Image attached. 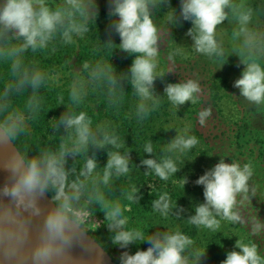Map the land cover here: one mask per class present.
<instances>
[{"label":"clouds","instance_id":"obj_1","mask_svg":"<svg viewBox=\"0 0 264 264\" xmlns=\"http://www.w3.org/2000/svg\"><path fill=\"white\" fill-rule=\"evenodd\" d=\"M168 2L110 0L109 15L116 18L111 27L120 38V43L115 47L134 56L129 68V82L140 98L137 106L140 120L159 106L161 97L155 92L157 78L162 79L174 71L170 67L167 72H157L163 34L154 22L152 9ZM180 4V17L192 25L186 33L193 41L192 47L208 57L224 56V49L217 40V28L228 19V10L232 12L239 25V31L234 35L243 36L242 46L247 50V55L241 58L243 71L233 86L240 90V96L249 104L258 108L264 106V33L249 27L253 10L233 0H180ZM89 9L94 11L89 12ZM89 15H98L95 0H65L63 5L55 8L49 6L46 0H0V38L9 33H13L17 39L22 38L23 43L7 46L9 55L19 57L20 53L28 49L33 52L46 49L57 32H60L65 43H73L74 35L81 36L88 31L86 21ZM78 16L83 19L78 20ZM166 21L174 26L180 23L175 9H170L166 14ZM108 43L112 46L111 40ZM169 60H172L171 56ZM19 65L20 60L15 59L13 68ZM88 67L85 63L84 68ZM42 81L43 75L37 71L30 79L25 75L21 86L26 83L35 90L41 86ZM110 81L115 85L116 77L110 76ZM10 88L11 85L6 93ZM202 93L203 89L195 79L168 83L164 88V97L174 105L176 111L186 102L196 104ZM71 97L74 101L79 99L75 88ZM149 101L151 106L147 103ZM212 114L210 107L203 108L198 113L199 125L204 126ZM59 124L74 130L75 137L70 147L61 143L57 151L44 150L32 156L13 152L4 164L10 173V182L0 187V196L8 197L11 203L0 206V250L8 259L15 260L16 264H27L29 260L32 264H56L58 259L66 256L73 240L88 229L87 225L92 224L94 212L88 206L98 203L104 211L109 231L114 233L111 238L114 245L122 249L137 242L143 244L147 241L150 245L146 250H137L135 254L122 252L120 264H200L206 249L191 252L194 244L191 237L179 230L157 231L145 236L139 230L129 229L121 203L106 200L99 191V183L107 186L113 176L119 178L130 172L131 155L129 152L122 154L118 150L123 147L118 137L105 133L102 139H97L93 135L92 120L83 111L73 115L62 114ZM24 129L25 123L21 116L15 113L5 115L0 120V142L15 141ZM188 132L187 128L183 133L177 131V135L167 142L159 159H142L141 164L148 169L144 174H155L163 181L176 176L184 160L178 163L169 153H186L199 143L197 137ZM89 144L98 149L112 145L117 150L107 152L108 159L102 175L97 173L98 160L92 155L85 160L79 176L69 181L67 157L85 152ZM144 153L149 156L154 154L152 140L145 144ZM252 176L251 164L226 163L224 158H220L217 164L196 180L197 185L203 186L204 202L194 206L195 214L188 217L187 222L213 231L220 227L221 219L232 224L250 223L252 235L259 236L264 231V221L258 216L246 221L240 207L244 201L251 203L252 197L256 196V188L250 183ZM89 179L93 186L92 192L87 194V199L82 203ZM180 180L184 189L188 179L184 177ZM49 191L55 207L44 216L34 246L25 250L24 245L30 234V218L41 215L38 197ZM138 191L134 190L128 199L138 203L141 198L136 195ZM152 208L165 217L173 209H178L177 218L184 211L176 203L172 204L167 193L153 200ZM234 249L238 251L227 252L221 264H264V255H261L257 243L245 244L237 239Z\"/></svg>","mask_w":264,"mask_h":264},{"label":"trees","instance_id":"obj_2","mask_svg":"<svg viewBox=\"0 0 264 264\" xmlns=\"http://www.w3.org/2000/svg\"><path fill=\"white\" fill-rule=\"evenodd\" d=\"M64 2L65 0H46V3L53 8L63 5ZM233 2L251 8L253 18L249 27L264 33V0H233ZM95 4L98 7V15L88 16L86 21L88 31L81 36L74 35L73 43H65L60 32H57L46 49H38L35 52L28 49L20 53L19 57H15L8 54L7 46L23 43V39H17L13 33L0 38V120L9 113H15L23 118L24 132L12 141L17 150L32 156L44 150L57 151L61 143L70 147L75 137L74 130H68L60 125L59 118L64 113L73 115L83 111L92 120L93 135L97 139H102L105 133L114 135L123 144L118 150L122 154L129 152L131 155L130 172L126 176L119 178L113 176L107 186L99 183V191L106 200L121 203L129 229L139 230L145 236L157 231L179 230L193 239L191 252L206 249V255L200 264H221L227 252L238 251L234 249L237 239L245 244L252 242L258 244L259 240L249 235L250 233L241 228L240 224L225 223L228 234H221V226L216 231L209 232L207 228L188 223L187 218L194 215V206L191 204L190 207L186 193L179 186L182 184V180L178 177L180 173L182 174L181 170L167 181L160 180L155 174H144L148 169L141 164V160L159 159L162 150L167 147L169 134L165 130V124L168 122L166 119L169 117L170 101L160 91L162 94L159 106L150 111L145 119L138 118L137 106L140 98L129 82L131 78L129 68L134 56L121 52L115 47L120 43V38L111 27L116 18L109 15L110 3L95 0ZM180 7V0H169L168 3L153 8L154 22L157 23L162 17V12L167 8L175 9L176 14L180 16ZM88 11L92 12L94 9ZM228 11V19L217 28V40L224 49V56L208 57L197 52V67L208 69L203 71L204 73L209 71L214 74L211 73V78L201 82L204 95L186 112L191 119H194L193 116H198L201 109L207 107L212 109V116L215 115L219 120L209 130L208 135L199 131H194L193 134L204 144V152L210 158L211 167L217 164L220 158H224L226 163L251 164L253 176L250 183L256 188V196L252 197L251 203L246 201V206L251 205V212L256 211L255 213L260 216L264 215V106L258 108L249 104L233 86L231 73L240 66L238 62L232 65L228 62V58L231 49L243 48V36L234 35L239 31V25L232 12ZM77 19L83 18L78 16ZM180 20L181 27L188 31L192 26L191 22L184 21L182 17ZM110 40L112 46H109ZM236 40L240 45H237ZM244 50V55H247V50ZM15 59L20 60V65L16 69L13 68ZM85 63L89 65L87 69L84 68ZM174 63L177 61L174 60ZM37 71L43 75V81L38 89L34 90L26 83L21 86V80L25 75L30 79ZM59 74L61 77L56 79ZM110 76L116 77L115 85L111 83ZM167 79L171 83L183 81L173 80L171 75ZM9 85L11 88L6 93ZM73 88L79 93V99L75 101L71 97ZM226 91L234 92L233 97L237 96L236 106L239 107L240 116L234 121L225 117L223 119L222 116L220 103ZM201 103L204 104L203 107ZM151 140L154 154L149 156L144 153V146ZM115 150L117 149L112 145L98 149L89 144L85 152L76 156L69 155L66 164L69 181L79 176L85 160L92 155L98 160L96 171L102 175L108 159L107 152ZM95 175L96 173L93 174ZM92 188L89 179L86 182V194L82 197V203L87 199V194L92 192ZM137 189L139 191L136 195L141 198L135 203L129 200L128 196ZM46 193L51 199L52 193L50 191ZM163 193L169 195L173 205L176 203L184 209L179 213V218H177L178 209H173L168 217L153 210L152 201ZM88 207L100 218L101 225L93 233L87 232L116 264H120L122 252L135 254L137 250H146L150 246L147 241L143 244L138 242L130 244L126 249L114 245L111 239L114 233L107 227L101 206L92 203ZM231 228L233 232L239 231L242 234L229 235ZM204 234L208 237L200 236Z\"/></svg>","mask_w":264,"mask_h":264},{"label":"rangeland","instance_id":"obj_3","mask_svg":"<svg viewBox=\"0 0 264 264\" xmlns=\"http://www.w3.org/2000/svg\"><path fill=\"white\" fill-rule=\"evenodd\" d=\"M108 3H110V0H104ZM170 11L169 8L165 9L162 12V17L159 18L157 21V25L161 28V32L163 34V39L160 41V56L158 57V68L157 72H167V70L171 67L174 68V71L167 73L162 79L157 78L155 81V92L161 96L163 92L164 94V88L166 84L171 83L168 82L167 77L170 75L172 76L173 80L181 81V80H187V79H195L198 80L200 85L201 82H203L205 79L211 78V75L214 73H204L203 71L208 70L203 67V69H200L197 67V52L192 47L193 41L191 37L187 36V30L183 29L180 25V23L176 26H174L171 23H168L166 21V14ZM177 20H180V16L176 14ZM182 29H181V28ZM237 45H240L238 41L236 40ZM231 53H229L228 62L234 65L235 63H239L240 68L234 69L231 73L233 82L238 79L241 75V72L243 71L244 65L241 63V58L245 54V50L243 48H237L231 49ZM169 56L172 57V60H169ZM230 59V60H229ZM174 60L177 61V63H174ZM61 75L59 74L56 79H59ZM234 84V83H233ZM202 88V86H201ZM235 88V87H234ZM235 90L240 94V90L238 88H235ZM204 93H202L201 97H203ZM232 95H235L234 92H227L224 95V98L222 99L220 103V107L222 110V116L227 120L234 121L237 120L240 116L239 107L237 105V96L233 97ZM236 102V104H235ZM149 106H151V101L147 102ZM246 103V102H245ZM203 103H201V106L203 107ZM192 108L191 102H186L184 105L179 107V110L176 111V108L174 105H169L168 113L169 117L166 119L168 121L165 124V130L169 134L168 142L171 141L176 135L177 131L183 133L184 129H189L188 134L194 135V131H199L202 134L208 135L209 130L213 127V125L219 120L218 118H215L216 116L213 115L211 118H209L206 121V124L204 126H200L198 123V116H193L194 119H191L189 117V114L186 112ZM202 110V109H201ZM177 130V131H176ZM206 138V137H204ZM199 143L193 147L190 151L186 153H169L173 156L174 159L177 160L178 163L183 161V165H181V171L178 177L184 178L187 177L188 183L184 186L183 184H180V188L183 189V191L186 193L189 204L191 207V204L193 206L203 203L204 202V196H203V186L197 185L195 182L196 180L203 175L207 170L211 169L212 165L210 163V158L206 156L204 144L201 142V140H198ZM247 202L244 201L241 204V211L246 219V221H251L253 217L258 216L262 221H264V215H258L255 212H251V205L249 207L246 206ZM195 214V211L193 212ZM92 224L87 225V228L85 231L94 232L97 229H99L101 225V220L98 216L95 214L91 217ZM229 223L226 220L221 219L220 226L221 234L226 233L228 234V231L226 229V224ZM241 228H243L245 231L249 232L246 234L252 235L251 233V224H240ZM219 227V228H221ZM211 230L209 229V232ZM230 234H242L239 231L233 232L232 228L229 230ZM210 235V234H209ZM231 235V236H232ZM198 236V235H197ZM202 238L208 237L206 234L200 235ZM238 236V234H237ZM244 238V237H243ZM256 240L258 241V244L261 246L260 251L261 254L264 255V231L261 232L259 236H255ZM211 239V237H210ZM242 239V238H241ZM205 243V242H204Z\"/></svg>","mask_w":264,"mask_h":264},{"label":"water","instance_id":"obj_4","mask_svg":"<svg viewBox=\"0 0 264 264\" xmlns=\"http://www.w3.org/2000/svg\"><path fill=\"white\" fill-rule=\"evenodd\" d=\"M13 152H19L12 141L0 142V187L10 182V173L4 167L9 156ZM11 203L8 197L0 196V206ZM38 205L41 208V215L31 217L29 238L24 245L25 250H30L36 243L39 229L44 216L55 207L54 202L47 193L38 197ZM27 216V213H25ZM8 264H16L15 260L8 259ZM27 264H32L31 260ZM56 264H116L111 256L94 240V238L84 231L81 236L74 239L67 249L66 256L57 260Z\"/></svg>","mask_w":264,"mask_h":264},{"label":"bare ground","instance_id":"obj_5","mask_svg":"<svg viewBox=\"0 0 264 264\" xmlns=\"http://www.w3.org/2000/svg\"><path fill=\"white\" fill-rule=\"evenodd\" d=\"M0 264H8L5 260L2 250H0Z\"/></svg>","mask_w":264,"mask_h":264}]
</instances>
